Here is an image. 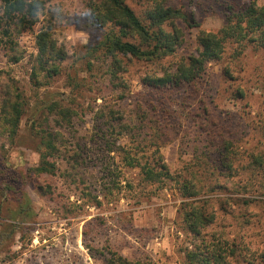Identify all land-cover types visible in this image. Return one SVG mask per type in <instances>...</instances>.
<instances>
[{"label": "rangeland", "instance_id": "rangeland-1", "mask_svg": "<svg viewBox=\"0 0 264 264\" xmlns=\"http://www.w3.org/2000/svg\"><path fill=\"white\" fill-rule=\"evenodd\" d=\"M39 1L30 28L6 35L0 19V99L11 78L27 102L14 141L0 126V264H104L111 252L181 264L180 248L193 239L182 229L183 177L198 178L195 187L208 191L197 197L214 215L208 233L264 251V49L225 53L197 83L171 93L140 80L195 51L199 30H217L232 10L264 0H165L187 17L177 22V53L123 58L115 71L110 57L94 50L106 28L87 0ZM138 1L127 0L137 13ZM41 28L66 54L55 62L59 74L35 82ZM54 101L74 110L69 122L46 108ZM49 131L56 133L55 168L37 173ZM227 142L222 164L215 148ZM157 145L173 179L147 183L125 155L144 163Z\"/></svg>", "mask_w": 264, "mask_h": 264}, {"label": "trees", "instance_id": "trees-1", "mask_svg": "<svg viewBox=\"0 0 264 264\" xmlns=\"http://www.w3.org/2000/svg\"><path fill=\"white\" fill-rule=\"evenodd\" d=\"M87 6L95 23L106 28L94 50L102 52L104 57H110V67L114 71L122 66L123 58L153 61L175 55L183 42V31L177 22L187 20V17L180 9L165 4V0H139V13L127 0H87ZM40 7L39 0H0V19L8 25L4 33L8 35L12 29L20 32L33 26ZM35 39L36 65L32 67L30 79L39 82L40 74L44 79L59 74L60 68L55 62L62 61L66 53L45 28L40 29ZM196 43L195 51L180 56L172 66L162 69L160 73H145L140 78L141 83L151 90L171 93L184 85L197 83L205 74L207 65L221 60L225 53L238 57L248 46L264 49V3L253 2L232 10L217 30H199ZM14 60H18V57ZM8 80L9 84L1 90L0 126L12 142L18 135L27 102L23 100L16 81ZM46 108L66 122L75 114L73 109L56 101ZM111 113L110 118H114V112ZM55 135L49 131L48 139L41 141L43 148L39 164L35 167L37 173L52 172L55 168V162L50 159L56 152ZM224 148L228 150V142L225 147L217 145L215 148V161L222 164L227 160ZM154 150L144 163L135 157V153L131 155L127 152L125 158L129 166L140 167L142 180L147 183L173 179L159 146ZM190 173L195 175L193 170ZM199 181L197 178V181L191 182L183 177L180 182V196L184 199L181 202L184 216L182 229L193 237L180 248L183 254L181 264H264V251L243 245L223 232H207L214 215L206 210L207 199L201 203L197 199L201 193L208 192L201 191L205 188L203 185L195 187ZM104 264L146 263L111 252Z\"/></svg>", "mask_w": 264, "mask_h": 264}]
</instances>
